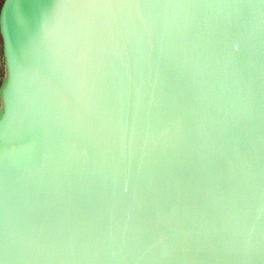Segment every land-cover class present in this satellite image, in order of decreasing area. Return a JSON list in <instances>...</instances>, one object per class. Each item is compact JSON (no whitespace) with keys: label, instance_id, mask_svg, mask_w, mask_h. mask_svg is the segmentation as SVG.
Segmentation results:
<instances>
[{"label":"water","instance_id":"water-1","mask_svg":"<svg viewBox=\"0 0 264 264\" xmlns=\"http://www.w3.org/2000/svg\"><path fill=\"white\" fill-rule=\"evenodd\" d=\"M67 2L0 7V264H264V0H146L84 58Z\"/></svg>","mask_w":264,"mask_h":264},{"label":"snow or ice","instance_id":"snow-or-ice-1","mask_svg":"<svg viewBox=\"0 0 264 264\" xmlns=\"http://www.w3.org/2000/svg\"><path fill=\"white\" fill-rule=\"evenodd\" d=\"M58 18L63 25V39L78 58L87 56L84 43L87 39L110 31V24L134 12L143 19L156 9H167V3L146 2V0H68L59 5ZM21 98L14 93L10 98V108L15 111ZM6 247V241H5Z\"/></svg>","mask_w":264,"mask_h":264},{"label":"rangeland","instance_id":"rangeland-1","mask_svg":"<svg viewBox=\"0 0 264 264\" xmlns=\"http://www.w3.org/2000/svg\"><path fill=\"white\" fill-rule=\"evenodd\" d=\"M3 0H0V7H1V4H2ZM3 57H2V40H1V36H0V82H1V79L4 75V65H3Z\"/></svg>","mask_w":264,"mask_h":264}]
</instances>
